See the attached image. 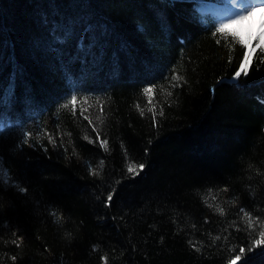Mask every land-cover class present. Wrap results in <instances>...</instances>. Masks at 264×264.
<instances>
[{
    "label": "trees",
    "instance_id": "trees-1",
    "mask_svg": "<svg viewBox=\"0 0 264 264\" xmlns=\"http://www.w3.org/2000/svg\"><path fill=\"white\" fill-rule=\"evenodd\" d=\"M217 1L0 0V264H264V53L233 80Z\"/></svg>",
    "mask_w": 264,
    "mask_h": 264
},
{
    "label": "snow or ice",
    "instance_id": "snow-or-ice-1",
    "mask_svg": "<svg viewBox=\"0 0 264 264\" xmlns=\"http://www.w3.org/2000/svg\"><path fill=\"white\" fill-rule=\"evenodd\" d=\"M251 7H253V9L255 8V4H253ZM249 15H251V13L249 12L248 13ZM246 19L245 16H239L238 19H235V20H229L228 22L226 23H221L219 25V27L216 29V31L218 33H221L223 36H228L229 34H231L234 38L236 37V33L235 32H232V33H229L227 30L233 25V24H237L239 23L240 21ZM262 27H264V25H262ZM213 35L215 36V33H213ZM256 46L255 47H249L248 44H246L243 40H240L238 41L239 43L241 44H244L245 47H248V52H246L243 56V61L241 62L240 64V67L239 69L235 72L234 76H233V80H238L239 77L243 74L245 76L248 75V65L249 63L251 62L252 60V54L256 52V49H259L261 53H264V31H261L259 32V34L256 36ZM217 44H220L221 41L220 40H217L216 41ZM231 55H229V62H231ZM184 78L180 75H172L171 76V80L176 82L175 84H173V87H176L178 86L179 82L182 81ZM152 92H153V88L152 87H145L143 89V93L144 95L148 98L149 102L152 101ZM168 96H171L172 93L171 92H168L167 93ZM87 99L88 98H85V103L87 102ZM77 101V96L76 95H73L71 97V99L69 100L68 104H72V105H75ZM68 104H64L62 105V107L64 108H67L68 107ZM137 108L139 109V105H137ZM103 111V109L101 108V112ZM149 112H152V122H153V125L155 126L157 124V115H160V116H163L164 115V112L161 110L159 113H156L155 111H153V108H149L148 109ZM140 112H141V115L144 114L143 112V109H140ZM84 119L85 120H89V124L92 123V121L89 119L88 116H84ZM97 119L103 123V118L102 116H98ZM94 132H97V136H96V140L99 141V145H100V148H102L105 152H108L109 151V148H108V141L106 139H100V135H99V132H98V129L94 126L93 129H92ZM46 136L47 139H48V143L53 145V147H56L57 146V142L56 140L54 139V137L52 135H49L48 133L46 132H42L40 135L38 136H33V133L31 131H25L23 133V143L24 144H28L29 143V138H32V139H35L37 142L40 141V139L42 137ZM84 139L87 140L89 143H94L93 140H91L89 138V136L87 134H85L84 136ZM61 147L63 146V143L61 142ZM121 147L123 148L124 146L121 145ZM73 153L75 154V149H73ZM125 156L127 157V153H125ZM85 163L87 164V161H85ZM144 164H135V163H129L128 166H127V172L132 174L133 176L135 175H138L139 172L141 170L144 169ZM104 168V161L103 160H100L99 161V164L97 166V168H93L91 164H88V169L89 171L91 172L92 175L94 176H98L100 175V172L103 170ZM3 175L6 177L7 176V173L6 172H3ZM117 183H119V181H117ZM19 191L20 192H24L25 189L23 187H19ZM225 191H227V189H225ZM115 192V189H113L112 192H109L108 195H107V202L110 203L113 199V193ZM211 207V205H209ZM217 211L220 212L221 215L224 214V211L222 208H220L219 205H217ZM240 211L243 213V218L246 219V226L248 229H253L256 224H257V221L251 217V215L245 211L243 208L240 209ZM57 220H59V217H57ZM259 227L262 229L260 231V237L261 239H258L255 241L254 245H252L251 247L245 249V248H241L240 249V252L241 254H244L246 252H250L252 251V248L260 245L262 242H264V222H259ZM221 237L220 236H216L215 237V241H218L220 240ZM225 239H227V237H225ZM13 243H17V241H13ZM199 251V249H197ZM260 251H264V248L260 249ZM13 259H15V257H13ZM241 257L240 256H236L235 257V260H240ZM246 261L247 260H244L243 261V264H246ZM230 264H234V261H230Z\"/></svg>",
    "mask_w": 264,
    "mask_h": 264
},
{
    "label": "rangeland",
    "instance_id": "rangeland-1",
    "mask_svg": "<svg viewBox=\"0 0 264 264\" xmlns=\"http://www.w3.org/2000/svg\"><path fill=\"white\" fill-rule=\"evenodd\" d=\"M217 2H220L221 5L218 4L219 8H214L213 10L215 11L214 14L218 16L220 24L226 23L229 20L238 19L239 16L246 17V19L239 23L233 24L227 31L238 34L241 40L246 44L251 43L253 38L259 34V31L251 27L250 23H248V19L254 12L264 7V4L259 5L258 0L254 2L253 0H218ZM253 4H255L254 9L251 7ZM241 6L244 10H239ZM210 10L212 9H209V11ZM249 12L251 15L248 14Z\"/></svg>",
    "mask_w": 264,
    "mask_h": 264
},
{
    "label": "bare ground",
    "instance_id": "bare-ground-1",
    "mask_svg": "<svg viewBox=\"0 0 264 264\" xmlns=\"http://www.w3.org/2000/svg\"><path fill=\"white\" fill-rule=\"evenodd\" d=\"M256 0H253V2ZM259 5L264 4V0H258ZM239 10H244V8L241 6ZM248 23H250L251 27L255 30L261 32L264 31V7L260 8L258 11L254 12L248 19Z\"/></svg>",
    "mask_w": 264,
    "mask_h": 264
}]
</instances>
